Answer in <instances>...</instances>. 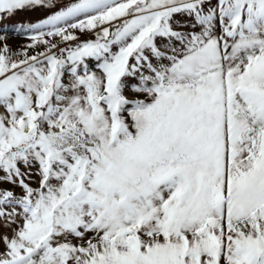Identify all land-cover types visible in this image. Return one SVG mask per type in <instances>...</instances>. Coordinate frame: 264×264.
Here are the masks:
<instances>
[{
    "label": "snow or ice",
    "instance_id": "snow-or-ice-1",
    "mask_svg": "<svg viewBox=\"0 0 264 264\" xmlns=\"http://www.w3.org/2000/svg\"><path fill=\"white\" fill-rule=\"evenodd\" d=\"M34 11L0 25V264H264V0H0Z\"/></svg>",
    "mask_w": 264,
    "mask_h": 264
},
{
    "label": "rangeland",
    "instance_id": "rangeland-1",
    "mask_svg": "<svg viewBox=\"0 0 264 264\" xmlns=\"http://www.w3.org/2000/svg\"><path fill=\"white\" fill-rule=\"evenodd\" d=\"M39 11H34V12H27V13H19L16 16L11 17L10 20H0V25L3 23H11L14 21H19V20H35L38 16H40ZM25 38L22 36H10V42L16 44L24 40Z\"/></svg>",
    "mask_w": 264,
    "mask_h": 264
}]
</instances>
